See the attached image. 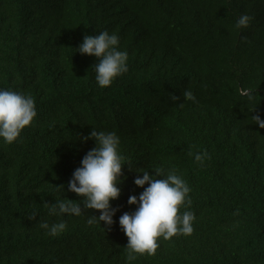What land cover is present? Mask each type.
<instances>
[{
    "label": "trees",
    "instance_id": "trees-1",
    "mask_svg": "<svg viewBox=\"0 0 264 264\" xmlns=\"http://www.w3.org/2000/svg\"><path fill=\"white\" fill-rule=\"evenodd\" d=\"M242 14L253 19L237 30ZM105 30L128 72L100 89L98 60L75 49ZM0 89L31 95L37 112L17 142H0V264H126L119 217L143 191L137 171L158 167L188 183L192 204L178 214L195 213L194 231L132 264H264V129L251 118L264 120V0H0ZM93 129L116 132L127 165L114 222L88 224L100 213L81 205L50 237L38 222L61 218L45 204L60 186L61 199L81 200L67 185ZM201 151L203 166L189 155Z\"/></svg>",
    "mask_w": 264,
    "mask_h": 264
},
{
    "label": "clouds",
    "instance_id": "clouds-1",
    "mask_svg": "<svg viewBox=\"0 0 264 264\" xmlns=\"http://www.w3.org/2000/svg\"><path fill=\"white\" fill-rule=\"evenodd\" d=\"M253 17L242 14L236 21L237 30L249 27ZM119 36L113 32L101 31L96 35H86L82 43L75 49L81 55L94 57L98 63L94 65L95 82L98 88L110 87L113 82L128 72V53L120 50ZM241 95L251 101L254 97L250 89H242ZM186 101H196L191 90L183 92ZM175 102L178 97L170 94ZM180 107H183L181 104ZM37 116L35 99L20 91L0 89V142L11 145L17 142L22 131L32 125ZM254 124L264 129V120L260 116H252ZM86 140H94L95 147L81 160L68 182L67 190L80 197L79 202L61 199L63 186L55 187L58 198L51 205L45 204L47 213L51 217H59L58 222L49 224L47 221L38 222L40 229L50 237H59L67 229L65 216L80 217L84 210H95L100 214L89 216L88 224H99L110 228L117 211L110 202L120 196L122 183L120 177L125 164V158L119 151L120 137L116 132H104L93 129ZM196 163L203 166L210 159L207 151L189 153ZM133 183L137 188H143L139 197L132 195L128 198V205L135 206L132 214L124 213L119 217V226L127 238L126 264H132L139 257L154 256L159 248L158 240L165 241L175 236H190L193 222L196 219L192 211L178 214L179 208H190L192 201L188 183L176 173L175 169L165 170L158 167L150 175L148 170H138ZM157 177H160L159 179ZM148 185L146 188L145 185ZM234 214H239L238 210ZM37 213L29 217L35 220Z\"/></svg>",
    "mask_w": 264,
    "mask_h": 264
}]
</instances>
